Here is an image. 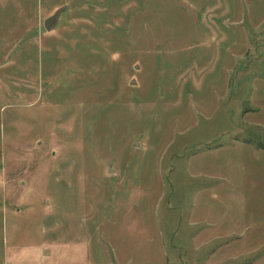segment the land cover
Returning <instances> with one entry per match:
<instances>
[{"label": "rangeland", "instance_id": "obj_1", "mask_svg": "<svg viewBox=\"0 0 264 264\" xmlns=\"http://www.w3.org/2000/svg\"><path fill=\"white\" fill-rule=\"evenodd\" d=\"M0 264H264V0H0Z\"/></svg>", "mask_w": 264, "mask_h": 264}, {"label": "water", "instance_id": "obj_2", "mask_svg": "<svg viewBox=\"0 0 264 264\" xmlns=\"http://www.w3.org/2000/svg\"><path fill=\"white\" fill-rule=\"evenodd\" d=\"M60 14L61 11H57L50 18L44 21L43 27L47 32L52 31L56 27Z\"/></svg>", "mask_w": 264, "mask_h": 264}]
</instances>
